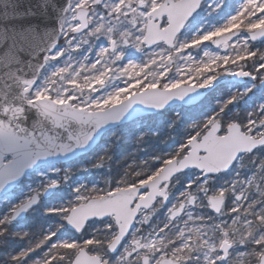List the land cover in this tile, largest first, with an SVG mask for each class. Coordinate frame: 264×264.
<instances>
[{
	"label": "snow or ice",
	"instance_id": "6c2138e0",
	"mask_svg": "<svg viewBox=\"0 0 264 264\" xmlns=\"http://www.w3.org/2000/svg\"><path fill=\"white\" fill-rule=\"evenodd\" d=\"M61 15L55 44L43 26L0 32V182L48 126L86 139L170 99L190 123L158 166L47 208L59 228L37 237L9 227L18 209L0 216V264H264V0H65Z\"/></svg>",
	"mask_w": 264,
	"mask_h": 264
},
{
	"label": "water",
	"instance_id": "95a60500",
	"mask_svg": "<svg viewBox=\"0 0 264 264\" xmlns=\"http://www.w3.org/2000/svg\"><path fill=\"white\" fill-rule=\"evenodd\" d=\"M64 2L65 0H0V32H3L5 29L9 31L18 29L21 25L26 24L32 25L33 28L43 26L47 31L49 43L55 44L60 35L57 30V24L62 17L61 11ZM42 52L43 49L34 54L36 59L30 65L33 71L43 66L39 62ZM2 103L3 102L0 101V104ZM11 103L12 102L9 101V104ZM17 103H20L19 100H17ZM178 105L186 106L184 102L179 99H170L167 103L160 106L134 102L132 105L122 109L117 115L110 118L109 121L87 132L86 139L80 140L69 138L76 133L75 125L71 128L61 129L48 126V128L44 130L43 135L39 137L38 141L36 138H33L32 143L36 144V147L32 150L29 161L14 176L0 182V198L11 191L21 178L29 172L36 170L38 167L49 163H61L74 160L93 149L105 132L134 120L128 115L133 109L136 110L135 119H138ZM26 116V120H21V126L26 125L31 130H37L40 122L35 117V114L31 112V110H26ZM45 145H47V147H45ZM7 158L10 157H6V159ZM54 188L55 187L48 189L44 193V196L50 194ZM30 199L31 206H29L28 201L16 208L19 210V215L11 222L24 218L26 212L37 205V195H33Z\"/></svg>",
	"mask_w": 264,
	"mask_h": 264
},
{
	"label": "trees",
	"instance_id": "16d2710c",
	"mask_svg": "<svg viewBox=\"0 0 264 264\" xmlns=\"http://www.w3.org/2000/svg\"><path fill=\"white\" fill-rule=\"evenodd\" d=\"M251 107L252 104H248V108L251 109ZM192 111L195 113L197 109L193 108ZM188 123L190 121L187 119L185 107L167 109L158 114L134 120L105 133L94 150L79 157L70 165L73 168L78 166L89 168V172L96 174V177L86 180L88 182L86 189L103 187L114 179H118L130 166H138L141 162H147L149 166H158L160 162L158 158L174 151L184 138L178 133L185 132ZM98 164L101 165V170L94 168ZM61 166L57 165V167ZM85 175L87 172L84 173ZM33 176V174L29 175V177ZM95 179L96 184L92 185L91 182ZM189 179L191 177L180 176V182L174 190L183 191V185L187 184ZM24 180L20 183L21 185L24 184ZM68 200L69 195L65 192L63 196L52 200L50 205L54 207L63 205ZM46 207L47 203L40 207V211L29 215L27 223L24 220L19 224H10L9 227L14 232L28 231L39 237L47 226H51L48 216L42 215ZM162 211L166 213V210L162 209ZM15 250L17 249L14 247L9 249V253Z\"/></svg>",
	"mask_w": 264,
	"mask_h": 264
},
{
	"label": "rangeland",
	"instance_id": "374dc122",
	"mask_svg": "<svg viewBox=\"0 0 264 264\" xmlns=\"http://www.w3.org/2000/svg\"><path fill=\"white\" fill-rule=\"evenodd\" d=\"M71 2L72 0L70 1V3ZM205 19L210 20V18H207V17H205ZM60 23H62V19L60 20ZM50 70L51 69H47V68L45 69V71H50ZM39 75H42V74L39 73ZM261 87L262 86L258 87L256 85V87L253 88V92H255L257 88H261ZM231 91L232 89L230 88L229 92ZM251 95L252 93H249V96ZM260 97L264 98V93H261ZM247 99L248 97H245V100ZM244 102L245 101H240L239 103L244 104ZM94 168H96V170L98 169L101 170V165L100 164L95 165ZM89 171H90L89 168H84L82 166L73 168L70 164L64 165L61 167H55V166L48 165V166L38 169L33 174L34 175L33 177L28 176L25 178L23 182L24 184L23 185L20 184L19 187L15 189L14 194L11 192L7 194L3 199L0 200V216L9 214L12 211V209L16 208L20 203H23L29 200V198L33 194H36L39 197V203H38L37 208H38V211H40V207L41 206L43 207V205H45L46 203H47L46 209L54 207L50 205L51 201L54 200L55 198H58L59 196H63V193L67 192L69 195V200L67 201V203L63 205L55 206V207H64L66 204L71 203L75 200V197L77 194L75 191L76 189H81L82 191L86 190V184H88L87 181L91 180V178L93 177H96V174H93V172H89ZM86 172H87V175L84 176V173ZM33 180H34V183H33ZM91 183L92 185L96 184V179L94 180V182H91ZM55 184L59 185L57 189L51 192V195L48 197V199L43 198L42 193ZM176 185L177 184H175L174 189L176 188ZM212 191H215V189L213 188ZM49 199L50 201H47ZM42 215L46 217V211L43 212ZM47 219L51 226H47L45 230L52 229V228H59V225L55 222L56 220L55 216L47 217Z\"/></svg>",
	"mask_w": 264,
	"mask_h": 264
}]
</instances>
